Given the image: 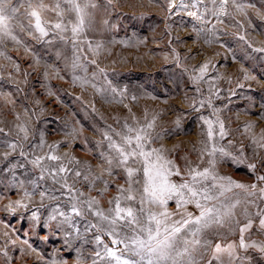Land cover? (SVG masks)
I'll list each match as a JSON object with an SVG mask.
<instances>
[{"label":"rangeland","instance_id":"374dc122","mask_svg":"<svg viewBox=\"0 0 264 264\" xmlns=\"http://www.w3.org/2000/svg\"><path fill=\"white\" fill-rule=\"evenodd\" d=\"M77 2L80 13L43 0L41 35L27 0H12L20 12L0 33V264H117L106 248L121 255L125 244L113 241L140 236L151 216L168 225L198 216L176 195L150 202L145 158L125 164L118 151H131L125 137L134 146L137 133L170 182L208 169L198 179L216 185L201 203L220 209V223L183 230L181 251L199 243L179 264H229L227 251L213 258L217 244L235 246L231 264H264V0H228L223 11L222 0ZM117 197L139 225L116 219Z\"/></svg>","mask_w":264,"mask_h":264},{"label":"snow or ice","instance_id":"6c2138e0","mask_svg":"<svg viewBox=\"0 0 264 264\" xmlns=\"http://www.w3.org/2000/svg\"><path fill=\"white\" fill-rule=\"evenodd\" d=\"M69 3L73 5V8L80 13L83 9L77 0H68ZM28 3V10H26V15L29 17V24H31V18L35 19V27L41 33V35H47L45 29L41 26V11L45 9V4L43 0H36L35 4L33 0H27ZM228 0H222L221 10L223 11V5L227 4ZM86 6V5H85ZM59 3L56 4V8L59 9ZM20 12V7L15 4H12V0H0V33L3 35H8L11 31V26L9 21L12 19H17V14ZM57 15H61L60 12H57ZM83 19H80V24L82 25ZM56 29H62L61 23H56L54 25ZM73 32H77L79 30V25L74 27ZM15 38V37H13ZM201 71L203 72L204 69L202 68ZM151 127V125H149ZM2 131V130H0ZM128 132H133V129L129 128ZM221 134L223 135V126L221 125ZM211 135V132H209ZM144 138L140 134L135 135V145L133 146V137L127 136L125 137V142L129 147L132 148L131 151L127 149H118L120 155L123 157L122 163H127L129 157H136L142 156L145 158L144 166L142 168L144 176L147 178L146 183L143 187V192L147 194L150 198V202H159L160 204H164L166 199H171L173 195L179 197L177 200L178 205L181 203H194L196 208L200 210L199 215L192 217L189 214L187 219H182L181 221H176L171 225H168L161 220L156 219L155 216L150 217V221H154V226L149 223L147 226L141 227L139 229L140 236H126L124 240L116 241L114 240L113 243H124L125 248L124 251L121 252V255H117L115 251L111 249H107V255L114 258L117 261V264H168L171 261V264H179V259L185 255L191 257L192 245L198 244V240L194 241H187L184 240L183 244V251L180 250L179 241L183 238L181 237V232L185 229H188L192 226H202L206 227L209 223H220V209L216 206L208 207L206 204L201 203V198L204 201H211L214 197L210 195V189L215 188L216 185H210L209 187H205L203 184L200 183L198 178H203L207 180L209 176L208 169H205L203 172H197L195 169H190L189 174L191 176L192 183H182V184H175L168 180V175L170 174L168 170L158 165L157 163L150 162L149 158L151 157V152H144L143 145L141 141ZM115 147V145H112ZM139 149V151H137ZM156 150H153L155 152ZM223 150H221L222 152ZM40 157H38L34 164L40 163ZM48 159L53 161H58L60 158L52 155L49 156ZM161 157L157 156V161H159ZM166 164H170V161L165 162ZM59 172H65L67 169L61 164L58 168ZM128 176L132 177L134 175V170L129 168ZM55 174V173H54ZM177 175H179L178 170L176 171ZM75 175L79 177L81 173L79 171L75 172ZM87 179V177H85ZM215 179V177H213ZM225 179V178H220ZM259 180L264 181V176L258 177ZM197 184H200L197 187ZM229 188L234 186L237 188H246L247 186L242 184H235L231 180L228 181ZM223 188V185L220 186ZM252 189H256L257 186L255 184L251 185ZM229 190V189H224ZM120 191H124L121 189ZM259 192L264 194V188H260ZM43 195V193H42ZM187 195L188 199L185 200L184 197ZM220 195H223V191L220 192ZM249 195H255V192H249ZM127 199L132 200L134 197L129 195ZM95 203V201H88L89 207ZM231 207H234L232 205ZM73 211L79 215L80 213L73 206ZM116 219H124L125 223L127 224H140V220L136 217L133 213L132 208H121L120 207V199L119 197L116 198ZM98 216H101L103 219H107V217L103 216V213L97 212ZM162 216L167 217V213H162ZM116 219L111 221L112 224L116 223ZM261 228H264V219L260 220ZM251 227V221L244 227L241 228L240 231L243 234L248 228ZM135 230V229H133ZM114 231V229H113ZM200 231L199 227H196L193 231V236H195ZM99 237H97V241H99ZM130 241V243L128 242ZM241 248H246L247 245L244 242L243 236H241L240 245ZM234 245H228L227 249H222L221 245L217 244L215 246V255L214 259L219 260V254L222 251H227V254L230 258L229 264H231V257L233 256L232 249ZM124 252H127L129 255L127 257L124 256ZM99 255V253H97ZM138 258V259H137ZM191 264V262H190ZM211 264V261L209 262ZM223 264V261H221Z\"/></svg>","mask_w":264,"mask_h":264}]
</instances>
